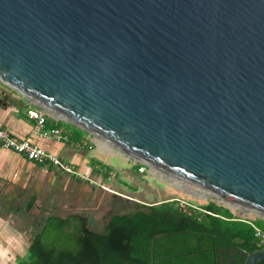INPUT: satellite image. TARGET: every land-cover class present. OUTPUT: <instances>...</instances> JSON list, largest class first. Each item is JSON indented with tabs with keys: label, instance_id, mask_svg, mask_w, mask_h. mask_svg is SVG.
<instances>
[{
	"label": "water",
	"instance_id": "95a60500",
	"mask_svg": "<svg viewBox=\"0 0 264 264\" xmlns=\"http://www.w3.org/2000/svg\"><path fill=\"white\" fill-rule=\"evenodd\" d=\"M0 82L264 218V0H0Z\"/></svg>",
	"mask_w": 264,
	"mask_h": 264
},
{
	"label": "trees",
	"instance_id": "16d2710c",
	"mask_svg": "<svg viewBox=\"0 0 264 264\" xmlns=\"http://www.w3.org/2000/svg\"><path fill=\"white\" fill-rule=\"evenodd\" d=\"M177 201L137 202L100 230L78 215H50L32 239L27 264H240L242 251L263 247L254 226L264 228V219L257 225L214 201L183 210ZM52 229L70 245L44 242L43 231Z\"/></svg>",
	"mask_w": 264,
	"mask_h": 264
},
{
	"label": "rangeland",
	"instance_id": "374dc122",
	"mask_svg": "<svg viewBox=\"0 0 264 264\" xmlns=\"http://www.w3.org/2000/svg\"><path fill=\"white\" fill-rule=\"evenodd\" d=\"M27 111L28 109L25 108L23 111L25 115ZM48 115L44 130L51 135L52 127H59L69 137V140L63 141L60 146V157L63 162L75 164L76 157H72L74 154H71V151H85L84 153L88 155L87 159H90V167L87 169L85 165L75 164L80 173L75 176L61 170L59 172L63 174L60 178L46 175L43 177L44 182L38 187L34 186L32 181L29 182L27 191L29 193L38 192L37 200L29 211H25L28 216L24 215V218L19 219L16 214L14 217L17 219V226L22 225L24 229L26 228L25 237L30 244L33 237L45 226V222H48L47 218L50 215L89 214L92 227L100 230L109 218L104 215L113 203L115 206L110 213H122L132 210L140 201L152 204L170 199V197H177L196 206L214 201L220 208L229 207L235 216L253 219L257 225L262 223L261 219H264L259 213L245 211L234 206L230 201L191 184L173 173L147 165L129 156L111 142L90 134L73 122L63 118L57 119L55 116L52 118L49 113ZM139 164L144 166L139 168ZM42 167L45 168V166ZM51 170L58 171V167L53 166ZM13 187L5 191L14 192ZM95 192L97 195L93 199L92 195ZM113 192L119 195L113 196ZM5 199L4 196L2 201ZM98 205L100 208H97ZM58 234L59 231L55 229L44 230L43 241L60 246L70 245L69 242L64 241L63 236ZM29 261H31V250L26 248L20 258V264H27Z\"/></svg>",
	"mask_w": 264,
	"mask_h": 264
},
{
	"label": "crops",
	"instance_id": "0c3cea01",
	"mask_svg": "<svg viewBox=\"0 0 264 264\" xmlns=\"http://www.w3.org/2000/svg\"><path fill=\"white\" fill-rule=\"evenodd\" d=\"M25 108L28 109L26 115L23 112ZM29 110L44 113L46 126L48 113L51 112L0 82V127L7 128L17 139H30L60 156V146L65 140L59 141L54 137L40 138L36 133L39 129L37 120L29 117ZM51 117L53 118V115ZM45 126L42 131H45ZM74 151H71V154H74L72 157H76L75 164L85 165L88 169L90 159H87L88 155L84 153L85 151ZM51 167L53 165L32 162L24 154L0 146V264H20L23 252L29 248L30 243L25 237L26 228L24 229L22 225L17 226V219L14 216L18 214L19 219L24 218V215L28 216L25 211H29L37 200L38 192L27 191L29 182L32 181L34 186L38 187L44 182L43 177L46 175L52 178L62 176L63 173L59 172V169L55 171L51 170ZM11 186H14L15 191L6 192L5 190ZM4 196L6 199L2 201ZM31 203L32 207H30Z\"/></svg>",
	"mask_w": 264,
	"mask_h": 264
},
{
	"label": "built area",
	"instance_id": "2783aa9c",
	"mask_svg": "<svg viewBox=\"0 0 264 264\" xmlns=\"http://www.w3.org/2000/svg\"><path fill=\"white\" fill-rule=\"evenodd\" d=\"M53 116H57L54 113H51ZM29 117L32 119L37 120V128L38 131L36 132L40 138L46 137H54L55 139L61 140H69L68 135L64 134L60 128H52L50 133L48 134L46 131H42V128L45 126L46 123V116L44 113L38 112L36 110H29ZM0 146L6 149H10L16 151L18 153L24 154L29 160H32L38 164H46V165H53L58 167L59 170L66 172L70 175H79V170L75 164L65 163L61 159V157L49 151L38 144H35L30 139H17L14 137L11 132L7 128L0 127ZM84 177V176H83ZM180 202L179 205L183 210H188L189 207H197L190 202L177 198ZM255 228V236L258 238L259 244L264 246V228L254 226Z\"/></svg>",
	"mask_w": 264,
	"mask_h": 264
},
{
	"label": "flooded vegetation",
	"instance_id": "af4514ba",
	"mask_svg": "<svg viewBox=\"0 0 264 264\" xmlns=\"http://www.w3.org/2000/svg\"><path fill=\"white\" fill-rule=\"evenodd\" d=\"M113 193H114L113 196L119 195V194H117L115 192H113ZM95 195H97L96 192H95V194L93 193V195H92V198L93 199L95 198ZM167 201H168V199L167 200H162L160 202H156V204H162V203L167 202ZM114 206H115V204L113 203V206H111L110 208H108V210L106 211V214L104 215V217H107V216L110 217L113 214V213H110V212L113 210ZM97 208H100V205H98ZM69 215H78L79 217L84 218L85 220H87L89 222V226L92 227V223L90 222V215L89 214H76V213H71ZM95 219L96 218H94V220Z\"/></svg>",
	"mask_w": 264,
	"mask_h": 264
},
{
	"label": "bare ground",
	"instance_id": "6f19581e",
	"mask_svg": "<svg viewBox=\"0 0 264 264\" xmlns=\"http://www.w3.org/2000/svg\"><path fill=\"white\" fill-rule=\"evenodd\" d=\"M60 115L63 116V114H61V113H60ZM100 137H101V136H100ZM107 141H108V140H107ZM109 142H111V141L109 140ZM111 143H112V142H111ZM112 144H113V143H112ZM167 172H168V171H167Z\"/></svg>",
	"mask_w": 264,
	"mask_h": 264
}]
</instances>
